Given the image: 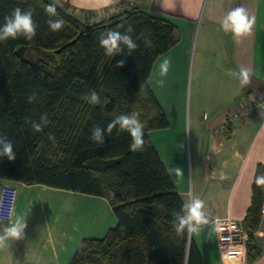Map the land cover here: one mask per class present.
I'll return each mask as SVG.
<instances>
[{
	"label": "trees",
	"instance_id": "1",
	"mask_svg": "<svg viewBox=\"0 0 264 264\" xmlns=\"http://www.w3.org/2000/svg\"><path fill=\"white\" fill-rule=\"evenodd\" d=\"M50 4L56 17L46 12ZM15 7L31 10L38 27L32 41L21 37L0 42V134L13 143L16 154L11 161L0 157V177L108 200L116 226L101 238L83 239L69 264H203L189 233L175 231L173 212L185 202L150 136V131L169 125L149 77L156 59L177 41L174 21L151 9L147 0L93 21L57 0H0V24ZM50 18H62L63 28L51 31ZM129 26L134 39L143 33L152 46L140 39L132 55L125 48L124 54L106 56L100 35ZM28 51L39 56L30 59ZM121 60L124 66L117 67ZM141 84L146 95L139 94ZM92 89L100 104L88 102ZM248 89L264 92V82L252 76ZM32 93L37 100L29 103ZM133 111L145 123V151H130V136L115 129L103 145L90 139L94 125L106 128L117 115ZM45 113L49 123L37 133L29 121H39ZM49 135L55 136V144ZM262 175L258 166L244 219L249 260L260 255L254 232L263 211L264 186L255 180Z\"/></svg>",
	"mask_w": 264,
	"mask_h": 264
},
{
	"label": "crops",
	"instance_id": "2",
	"mask_svg": "<svg viewBox=\"0 0 264 264\" xmlns=\"http://www.w3.org/2000/svg\"><path fill=\"white\" fill-rule=\"evenodd\" d=\"M57 1L89 16L112 10L120 0ZM147 1L176 25V43L156 59L149 77L169 125L150 136L185 204L204 201L208 223L189 236L203 264H264V211L254 232L260 247L255 260L247 256L248 238L221 248L215 222L232 217L245 225L258 166L264 175V110L228 122L230 112L262 93L242 87L233 73L246 67L264 82V0ZM236 7L255 18L251 32L239 37L220 25ZM165 59L171 66L161 77ZM223 127L226 132L217 131ZM5 184H16L18 194L12 219L0 221V234L17 218L26 227L20 239L0 249V264H69L83 239L101 238L117 224L104 197L0 177V190Z\"/></svg>",
	"mask_w": 264,
	"mask_h": 264
},
{
	"label": "clouds",
	"instance_id": "3",
	"mask_svg": "<svg viewBox=\"0 0 264 264\" xmlns=\"http://www.w3.org/2000/svg\"><path fill=\"white\" fill-rule=\"evenodd\" d=\"M46 12L50 17H56V8L53 5L46 7ZM255 18L250 17L244 7H236L226 13L220 22L221 28L225 32H231L239 37L249 34L254 25ZM48 25L51 31H60L64 26L62 18L49 19ZM38 25L33 20V12L31 10H22L20 7H15L12 12L4 17L3 23L0 24V42H6L8 39H18L23 37L25 40L32 41L37 34ZM134 29L129 26L126 31L109 30L102 33L99 38V44L104 49L105 55L114 57L118 54H124L125 48L128 50L126 55L138 49L139 44L137 40L143 39L146 47L152 46V41L145 37L143 33L136 36L134 39L131 33ZM125 61L121 60L117 63V67H123ZM171 61L169 59L163 60L159 66V75L165 77L168 74ZM239 79L240 85L246 86L251 82L252 72L246 67H241L238 72L233 73ZM160 86H163L165 81L160 79L158 81ZM147 88L145 84L140 85L139 94L146 95ZM37 100V94L32 93L28 96V102L33 103ZM88 102L91 105L101 103L99 93L92 89L88 95ZM31 128L39 133L44 127L48 125L49 120L47 114H42L39 121H29ZM119 133H127L131 138L129 149L132 152H143L146 150L149 141L145 139V123L140 119V113L133 111L127 114L117 115L105 127L94 125L91 132L90 139L99 145L105 143V137L111 135L113 130ZM49 140L55 144V136L49 135ZM0 157H7L8 160H15L16 154L14 152L13 143L6 135L0 134ZM178 174L180 169H176ZM257 185H264V175L256 177ZM114 195V193H109ZM173 216L176 223L174 224L177 235H183L185 232L189 234L199 233L202 226L208 223V215L205 210L204 201L199 198H193L190 203L182 206L179 212L174 211ZM26 227L24 218H17L8 227L4 228L3 233L0 234V249L8 246V242L20 239L23 236Z\"/></svg>",
	"mask_w": 264,
	"mask_h": 264
},
{
	"label": "built area",
	"instance_id": "4",
	"mask_svg": "<svg viewBox=\"0 0 264 264\" xmlns=\"http://www.w3.org/2000/svg\"><path fill=\"white\" fill-rule=\"evenodd\" d=\"M144 0H120L114 9L102 14L91 16L93 20H98L110 16L115 11L130 10L134 6L139 5ZM110 14V15H109ZM264 110V92L255 98L241 105L237 110L230 112L228 122L243 119L254 113ZM218 132H226V127L220 128ZM18 187L16 184H5L0 190V221L11 220L14 214ZM264 211V209H263ZM217 234L220 247L225 249L228 246L244 242L249 235L246 226L232 217L216 218Z\"/></svg>",
	"mask_w": 264,
	"mask_h": 264
},
{
	"label": "rangeland",
	"instance_id": "5",
	"mask_svg": "<svg viewBox=\"0 0 264 264\" xmlns=\"http://www.w3.org/2000/svg\"><path fill=\"white\" fill-rule=\"evenodd\" d=\"M71 10H72V8H71ZM74 11V10H73ZM109 11H111V10H103L101 13H99V14H102V13H104V12H108V13H110ZM74 13H75V11H74ZM103 15V14H102ZM110 15V14H109ZM112 15V14H111ZM110 15V16H111ZM88 15H86V17H87ZM91 16H93V15H89L87 18L88 19H90L91 21H93V19L91 18ZM107 17V16H106ZM109 17V16H108ZM39 56V54L38 53H35V52H33V51H28V53H27V57H29L30 59H35V58H37ZM187 81H188V79H187ZM186 100H187V102L189 101V86H188V84H187V87H186Z\"/></svg>",
	"mask_w": 264,
	"mask_h": 264
}]
</instances>
